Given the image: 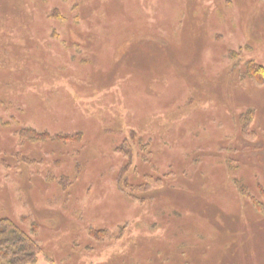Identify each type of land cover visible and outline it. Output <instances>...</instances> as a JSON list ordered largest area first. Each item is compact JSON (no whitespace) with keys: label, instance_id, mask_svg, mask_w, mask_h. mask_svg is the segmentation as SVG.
Instances as JSON below:
<instances>
[{"label":"rangeland","instance_id":"1","mask_svg":"<svg viewBox=\"0 0 264 264\" xmlns=\"http://www.w3.org/2000/svg\"><path fill=\"white\" fill-rule=\"evenodd\" d=\"M256 64L264 0H0V215L35 264H264Z\"/></svg>","mask_w":264,"mask_h":264},{"label":"trees","instance_id":"2","mask_svg":"<svg viewBox=\"0 0 264 264\" xmlns=\"http://www.w3.org/2000/svg\"><path fill=\"white\" fill-rule=\"evenodd\" d=\"M255 71L254 73H258L259 76L251 71L249 73L247 71L246 74L257 79L259 83H263L264 67L256 64ZM33 228L31 226L25 228L10 216L0 215V264L36 263L40 244L33 234Z\"/></svg>","mask_w":264,"mask_h":264}]
</instances>
